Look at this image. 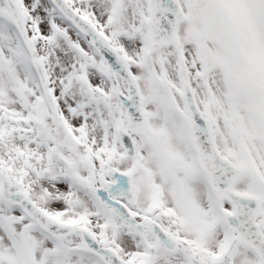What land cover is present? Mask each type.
<instances>
[{
  "label": "snow or ice",
  "instance_id": "obj_1",
  "mask_svg": "<svg viewBox=\"0 0 264 264\" xmlns=\"http://www.w3.org/2000/svg\"><path fill=\"white\" fill-rule=\"evenodd\" d=\"M0 264H264V0H0Z\"/></svg>",
  "mask_w": 264,
  "mask_h": 264
}]
</instances>
